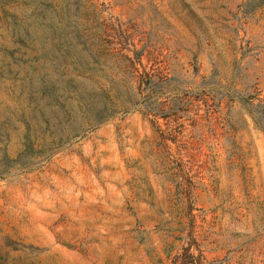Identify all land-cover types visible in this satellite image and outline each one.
Wrapping results in <instances>:
<instances>
[{"label":"rangeland","instance_id":"1","mask_svg":"<svg viewBox=\"0 0 264 264\" xmlns=\"http://www.w3.org/2000/svg\"><path fill=\"white\" fill-rule=\"evenodd\" d=\"M26 122L0 264H264V0H0V157Z\"/></svg>","mask_w":264,"mask_h":264},{"label":"trees","instance_id":"2","mask_svg":"<svg viewBox=\"0 0 264 264\" xmlns=\"http://www.w3.org/2000/svg\"><path fill=\"white\" fill-rule=\"evenodd\" d=\"M150 80V79H149ZM27 125L23 141H22V150L17 154V156L14 159H11L8 157V155L4 152L2 156L0 157V174L3 173L5 170L9 169L10 166H19V167H24L28 166L29 164H32L31 161H27V157L31 156L32 153H35L34 151V139L30 135L29 131V122L25 123ZM69 138H66L64 141H60L62 144L64 142H67ZM61 144H58L57 146H60ZM51 150L52 147H48L46 152H49L48 155L45 156L44 160H47L51 156ZM45 151V149L43 150ZM42 155V153L40 154Z\"/></svg>","mask_w":264,"mask_h":264}]
</instances>
